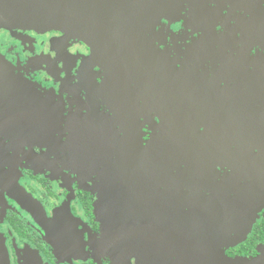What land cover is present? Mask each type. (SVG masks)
Here are the masks:
<instances>
[{"label": "flooded vegetation", "instance_id": "af4514ba", "mask_svg": "<svg viewBox=\"0 0 264 264\" xmlns=\"http://www.w3.org/2000/svg\"><path fill=\"white\" fill-rule=\"evenodd\" d=\"M210 2L111 47L0 30L10 264H264V0Z\"/></svg>", "mask_w": 264, "mask_h": 264}, {"label": "water", "instance_id": "95a60500", "mask_svg": "<svg viewBox=\"0 0 264 264\" xmlns=\"http://www.w3.org/2000/svg\"><path fill=\"white\" fill-rule=\"evenodd\" d=\"M193 0H0V30L59 31L87 43L101 38L112 46L113 24L133 23L134 15L165 18ZM132 19V20H131ZM113 53V49H108ZM137 148H126V172L134 173ZM129 166L132 167L129 170ZM0 264H10L0 235Z\"/></svg>", "mask_w": 264, "mask_h": 264}, {"label": "snow or ice", "instance_id": "6c2138e0", "mask_svg": "<svg viewBox=\"0 0 264 264\" xmlns=\"http://www.w3.org/2000/svg\"><path fill=\"white\" fill-rule=\"evenodd\" d=\"M226 5H231V4L230 3H227ZM209 7H211V8H216L217 7V4L214 2V0H212V2L209 3ZM224 15L227 16V14H224ZM164 23L167 24L168 23V20H165ZM174 27L175 28H178L179 25H176ZM189 30H192V29L189 28ZM216 31H217V33H219L218 30H216ZM261 48L264 49V47H261ZM64 115H68V114L67 113H64ZM121 135H123V133H121ZM37 151H39V149H37Z\"/></svg>", "mask_w": 264, "mask_h": 264}, {"label": "rangeland", "instance_id": "374dc122", "mask_svg": "<svg viewBox=\"0 0 264 264\" xmlns=\"http://www.w3.org/2000/svg\"><path fill=\"white\" fill-rule=\"evenodd\" d=\"M114 253H118V249L114 247Z\"/></svg>", "mask_w": 264, "mask_h": 264}]
</instances>
